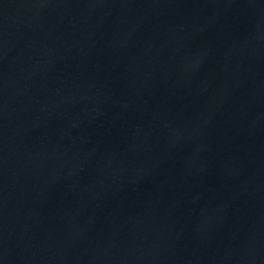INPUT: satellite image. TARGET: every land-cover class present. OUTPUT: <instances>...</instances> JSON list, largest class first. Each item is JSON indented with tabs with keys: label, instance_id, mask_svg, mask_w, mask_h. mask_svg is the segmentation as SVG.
<instances>
[{
	"label": "water",
	"instance_id": "1",
	"mask_svg": "<svg viewBox=\"0 0 264 264\" xmlns=\"http://www.w3.org/2000/svg\"><path fill=\"white\" fill-rule=\"evenodd\" d=\"M0 264H264V0H0Z\"/></svg>",
	"mask_w": 264,
	"mask_h": 264
}]
</instances>
